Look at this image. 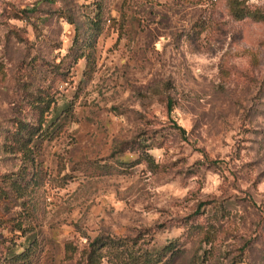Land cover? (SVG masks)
Listing matches in <instances>:
<instances>
[{
  "label": "rangeland",
  "instance_id": "1",
  "mask_svg": "<svg viewBox=\"0 0 264 264\" xmlns=\"http://www.w3.org/2000/svg\"><path fill=\"white\" fill-rule=\"evenodd\" d=\"M103 234L264 264V0H0V264H85Z\"/></svg>",
  "mask_w": 264,
  "mask_h": 264
},
{
  "label": "trees",
  "instance_id": "2",
  "mask_svg": "<svg viewBox=\"0 0 264 264\" xmlns=\"http://www.w3.org/2000/svg\"><path fill=\"white\" fill-rule=\"evenodd\" d=\"M232 4L233 12L236 17L241 19L246 17H257V12H251L245 8H238ZM124 21V19H123ZM90 61H87L89 65ZM46 105L45 109L40 111L41 119L38 124L29 125L27 122H20L19 129L12 134L13 144L10 150L13 152L21 153L27 160H34L36 156L37 143L43 141L45 138L54 137V132H49V129H44L43 115L45 111H49L51 103L43 102ZM48 105V106H47ZM180 133L185 134V129L182 126H176ZM207 161L214 162L208 155L204 154ZM149 163H153V156L146 152L143 157ZM124 166H129L128 162H120ZM95 167L100 169L109 170L110 164H101L98 160L93 162ZM65 178H52L50 185L52 187H65ZM168 251H174V245L171 243L163 247L161 251L143 250L136 240L127 238L125 236H113L109 234L98 235L90 241L89 247L85 252V264H103L107 261L112 264H167L166 256ZM30 251L25 250L20 254L11 257V264L19 262L28 264L30 262ZM5 264V263H1Z\"/></svg>",
  "mask_w": 264,
  "mask_h": 264
}]
</instances>
